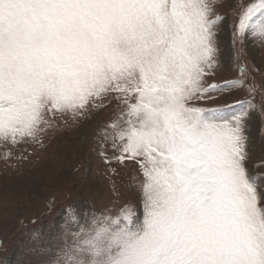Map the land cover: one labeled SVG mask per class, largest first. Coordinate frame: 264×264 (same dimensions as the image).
I'll return each instance as SVG.
<instances>
[{
    "label": "snow or ice",
    "instance_id": "6c2138e0",
    "mask_svg": "<svg viewBox=\"0 0 264 264\" xmlns=\"http://www.w3.org/2000/svg\"><path fill=\"white\" fill-rule=\"evenodd\" d=\"M223 2L0 0V144L42 143L58 114L76 121L115 100L98 134L143 177L139 204L70 216L43 264H264V174L248 169L264 102L242 79L208 82ZM231 10L235 55L264 47V0ZM237 86L249 98L200 106Z\"/></svg>",
    "mask_w": 264,
    "mask_h": 264
},
{
    "label": "rangeland",
    "instance_id": "374dc122",
    "mask_svg": "<svg viewBox=\"0 0 264 264\" xmlns=\"http://www.w3.org/2000/svg\"><path fill=\"white\" fill-rule=\"evenodd\" d=\"M234 2L224 0L217 8L228 20L218 35L223 57L208 82L242 79L255 86L254 102L259 106L264 102V47L248 41L235 55L228 27L236 18L231 10ZM239 65L245 67L243 75ZM246 98L247 88L237 86L222 100L200 106ZM115 112L113 100L76 121L58 114L57 127L43 134L42 143L0 144V157L6 147L12 151L9 158H0V264H43V250L61 244L63 225L70 216L83 222L93 213H115L125 203H140L138 185L143 177L138 165L111 159L116 153L98 134ZM250 137L249 172L264 174V113L253 116ZM102 151L109 157L107 162ZM138 214L142 215V208Z\"/></svg>",
    "mask_w": 264,
    "mask_h": 264
}]
</instances>
